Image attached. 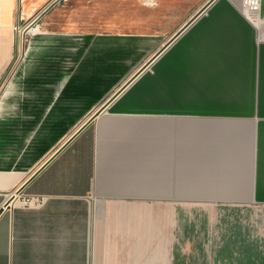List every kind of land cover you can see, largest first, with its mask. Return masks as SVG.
<instances>
[{"label":"crops","instance_id":"crops-1","mask_svg":"<svg viewBox=\"0 0 264 264\" xmlns=\"http://www.w3.org/2000/svg\"><path fill=\"white\" fill-rule=\"evenodd\" d=\"M47 1L0 0V264H264V20L214 0L129 84L206 0L44 21L3 75Z\"/></svg>","mask_w":264,"mask_h":264},{"label":"rangeland","instance_id":"rangeland-1","mask_svg":"<svg viewBox=\"0 0 264 264\" xmlns=\"http://www.w3.org/2000/svg\"><path fill=\"white\" fill-rule=\"evenodd\" d=\"M198 1L178 0L174 4L169 1L171 4L168 5H173L182 13L191 11L192 6L194 5L195 7ZM207 1L200 3L198 5L199 8L196 5L194 9H200ZM47 3L40 6L36 12H32L29 16H26L21 11L14 15L12 24L14 57L15 52L18 53L17 55L20 58L25 55L29 39L32 35L38 33V30H36L37 24H41L44 21L50 22L52 29L58 31H98L106 28L109 23L146 22V20L154 18L155 13L152 7H155L156 0H48ZM19 14H22L23 20L20 22L19 31L16 32L13 31V25L18 20ZM150 55L152 56L153 54H149L148 57H151ZM142 65L143 63L138 69ZM7 67L9 68L5 69L3 75L10 71L12 64L9 63Z\"/></svg>","mask_w":264,"mask_h":264},{"label":"built area","instance_id":"built-area-1","mask_svg":"<svg viewBox=\"0 0 264 264\" xmlns=\"http://www.w3.org/2000/svg\"><path fill=\"white\" fill-rule=\"evenodd\" d=\"M53 1V0H52ZM241 8L242 10L254 21H262L264 20V17H261L260 15V8H261V0H241ZM23 20L22 14L18 15V20H16L15 24L13 25V31L18 32L20 29V22ZM15 57L13 59L12 65L17 64L20 60H22V57L20 58L15 52ZM41 199L38 197H30V198H22L20 200V204L22 206H36L41 203ZM5 206V204L3 205Z\"/></svg>","mask_w":264,"mask_h":264},{"label":"water","instance_id":"water-1","mask_svg":"<svg viewBox=\"0 0 264 264\" xmlns=\"http://www.w3.org/2000/svg\"><path fill=\"white\" fill-rule=\"evenodd\" d=\"M214 0H208L201 8L198 12H196L195 14H193L184 24L183 26L176 31L169 39L168 41L161 47L159 48L132 76V79L130 80L129 83H131V81H133L136 77H138L155 59L156 57L162 53V51H164L188 26L189 24H191L192 22H194L199 15L206 9L208 8ZM128 84H126L125 86H123V88H125ZM2 211V208H0V213Z\"/></svg>","mask_w":264,"mask_h":264}]
</instances>
